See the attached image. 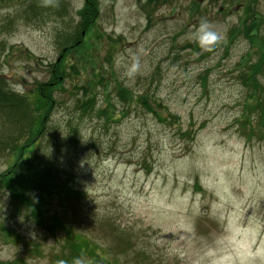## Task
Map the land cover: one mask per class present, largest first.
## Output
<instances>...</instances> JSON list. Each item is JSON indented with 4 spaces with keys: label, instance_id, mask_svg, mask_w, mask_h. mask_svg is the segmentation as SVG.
Here are the masks:
<instances>
[{
    "label": "rangeland",
    "instance_id": "rangeland-1",
    "mask_svg": "<svg viewBox=\"0 0 264 264\" xmlns=\"http://www.w3.org/2000/svg\"><path fill=\"white\" fill-rule=\"evenodd\" d=\"M98 2L36 151L62 190L38 198L26 186L36 214L0 184V227L19 237L0 231V262L53 264L78 242L95 254L87 264H264V142L253 138L254 92L240 77L255 61L241 25L255 14L264 33V0ZM83 4L0 0V75L27 103L50 81ZM201 18L223 33L211 49L191 47ZM117 86L148 96L151 110L121 102ZM94 97L93 112H81ZM101 110L116 112L111 122ZM5 119L0 176L14 167L20 130Z\"/></svg>",
    "mask_w": 264,
    "mask_h": 264
},
{
    "label": "trees",
    "instance_id": "trees-1",
    "mask_svg": "<svg viewBox=\"0 0 264 264\" xmlns=\"http://www.w3.org/2000/svg\"><path fill=\"white\" fill-rule=\"evenodd\" d=\"M43 1V0H42ZM32 9L36 8V5L30 6ZM81 17L80 23L77 25V31L74 37H68L64 41L62 46L61 57L57 60L52 68V74L50 75V81L47 84L41 83L37 88L38 99L32 104L29 101L27 103L24 96L15 93L7 87V81L0 76V114L5 116L6 122H14L20 126V130L11 142L15 143L10 146L11 156L14 157L15 163L6 174L0 176V184L7 190L11 197L18 203V206H26L30 212L36 213L34 208H31L28 203L26 196V186L30 189L31 193L35 196L43 197L55 193L56 190H62V186H59V181L56 180L58 173L56 167L51 165L45 160L41 153L36 152L40 139L45 134V124L48 119V114H51L57 106V101L54 97V91L58 90L62 83L65 82V71L63 64L71 56V52L82 48L83 33L87 35L91 32V29L95 25L96 20L99 17V2L98 0H85L84 7L79 12ZM262 18L256 16L251 19L250 22L244 21L241 27V33L243 37L249 41L250 48L254 49V63L244 64L242 67L243 75L241 74L242 81L248 87H251L254 92V132L253 138L259 142H264V86L260 79L264 75V33H262ZM238 33V32H237ZM196 42V41H195ZM85 45V44H84ZM86 46V45H85ZM198 47L191 45L192 48ZM198 50V49H197ZM68 57V58H67ZM72 69V68H71ZM241 70V71H242ZM75 72V70H72ZM117 98L128 104L129 106L134 105L136 102L143 104L148 110H151L148 96L136 97L130 90L125 89L123 86H117L116 88ZM109 102V101H108ZM33 108L34 115H31L28 111L26 115V106L30 105ZM95 106V97L87 102L82 103L81 112L84 114H91ZM256 111V112H255ZM37 113V114H36ZM115 111L101 110V116H106V121L111 122L112 117L115 115ZM246 120H244L245 122ZM243 122V123H244ZM252 137L247 136L250 140ZM6 136L2 144L4 145ZM9 141V140H8ZM7 145V144H6ZM5 145V146H6ZM19 170L16 172V168ZM22 171V173L20 172ZM17 180V182H16ZM37 203L36 201H33ZM39 217V216H38ZM40 220V217L39 219ZM51 229L55 230L64 228L63 224L58 222L57 224H50ZM0 231L3 236L9 238H19L17 234L10 232L7 229ZM69 254H61L58 256L53 264H72L73 258L81 255H85L90 252L93 257L95 254L93 251L88 250L80 243L76 242L69 246ZM21 264H24L22 260H18ZM17 262V261H16ZM97 263V262H95ZM0 264H13V263H2Z\"/></svg>",
    "mask_w": 264,
    "mask_h": 264
},
{
    "label": "clouds",
    "instance_id": "clouds-1",
    "mask_svg": "<svg viewBox=\"0 0 264 264\" xmlns=\"http://www.w3.org/2000/svg\"><path fill=\"white\" fill-rule=\"evenodd\" d=\"M194 38L200 48L207 50L214 47L223 38V33L207 18H201L195 30ZM72 264H87L86 257L83 255L74 257Z\"/></svg>",
    "mask_w": 264,
    "mask_h": 264
}]
</instances>
